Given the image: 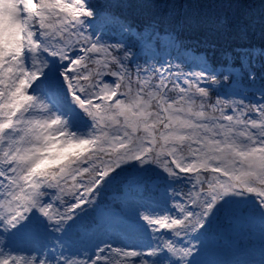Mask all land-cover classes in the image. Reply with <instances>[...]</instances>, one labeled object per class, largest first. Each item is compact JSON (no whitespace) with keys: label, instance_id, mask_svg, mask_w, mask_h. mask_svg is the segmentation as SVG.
<instances>
[{"label":"snow or ice","instance_id":"1","mask_svg":"<svg viewBox=\"0 0 264 264\" xmlns=\"http://www.w3.org/2000/svg\"><path fill=\"white\" fill-rule=\"evenodd\" d=\"M97 16L89 0H0V264H205L217 227L258 220L264 230V87L212 102L201 83L220 79L207 56L199 71L172 62L190 51L181 32L203 30L215 47L229 18H177L163 37L154 21L132 34L149 48L175 39L177 55L133 67L122 41L90 32ZM233 52L222 54L229 71L220 75L237 84L247 72L254 82L249 62L260 50ZM153 166L178 189L167 214L133 212L154 233L149 250L101 241L86 260L65 255L74 235L101 227L86 222L100 195L139 184ZM161 229L189 239L178 247L155 235ZM53 241L63 250L33 254ZM22 242L32 251H17Z\"/></svg>","mask_w":264,"mask_h":264},{"label":"rangeland","instance_id":"2","mask_svg":"<svg viewBox=\"0 0 264 264\" xmlns=\"http://www.w3.org/2000/svg\"><path fill=\"white\" fill-rule=\"evenodd\" d=\"M104 32L109 34V31L107 29H103ZM94 33V32H93ZM96 34V33H94ZM98 35L99 32H98ZM95 38V35H94ZM103 41L107 43H116L117 41H122L124 43L125 38H122L120 34H116V38H103ZM174 41V40H173ZM170 42V47L171 48L174 44V42ZM126 43V42H125ZM124 43V44H125ZM138 46V45H137ZM139 49V48H138ZM154 51H148V50H143L141 49L140 53H147V64H155L157 62V58L155 57L153 59L152 53L155 52V54L158 53L159 50L154 48ZM163 53L165 51L163 50ZM162 55V54H161ZM160 55V56H161ZM173 57H175L173 55ZM134 58V56H133ZM167 59V57H166ZM199 61L195 59L194 63L188 64L186 67H182L185 72L188 71H199V63H203V58L201 56L198 57ZM173 63H180V60H173ZM255 66H260L264 68V63H254L252 62ZM211 65V64H210ZM224 64L216 65L214 68L217 69V74L220 79V83L218 84H211L208 81H204L201 83L202 87L209 88L211 89L216 96H220L221 98L225 97L226 93H231L233 90H235L236 94L235 95H229L227 98L229 100L233 99H240L241 96H246L249 99L252 97L247 94L248 91L257 90L258 88H261L262 86L259 84V79L257 73L255 74V81H250L248 80V84H243V81L240 80L239 83L233 84L230 80L224 79L223 76L220 75V73H227L229 71L228 68L222 67ZM213 67V65H211ZM232 68H240V62L237 66H232ZM251 67V65H250ZM253 68V67H252ZM175 70V69H174ZM217 97L213 98L211 96L212 102H215ZM153 171L148 173V176L145 180L141 181L139 184H135L137 187V190L141 192H149V188H152L151 185L149 184L147 187V183L150 182L151 178V184L156 189L155 196L151 194H144V193H134V191H128L126 190V185L130 188H133V186H130L131 184H117L114 185L110 189H106L102 195L99 197V205L96 207L94 212H91L89 217L87 218V223H92L94 221H100L101 227L96 228L93 230H90L87 234L84 233H79L74 235L73 239L78 242L80 240L86 241L87 245L84 246L81 250H74L72 244L70 247H68L67 251L65 252V255H70L73 252L76 253L74 256L75 259L78 260H86L87 255L91 254L92 252L95 251V245L100 244L101 241L111 243L114 246H124V238H134V244L131 246H128L130 249L135 248L139 249L142 251H148L149 249L147 248V244L151 241L152 235L154 233L152 232V229L146 225V222L138 219L136 216L133 215V212L136 208H140L141 212L144 213L146 210L150 212L154 217L160 215V214H167L165 209H171L173 203H174V198L172 196V192L174 190L178 189V185L171 181V180H157L154 181V179H157L158 175L160 174V170L156 169L155 166H153ZM150 177V178H149ZM157 184V186H155ZM170 185V187H169ZM141 195V196H139ZM144 196L152 197L155 199V203L153 206H149L146 203H144ZM254 195V194H253ZM140 198L141 200H139ZM116 203V204H115ZM119 203V205H118ZM120 209H124V213L122 216H120L119 219H115L107 213L110 211H119ZM103 216V219L101 220V217ZM110 229L113 231L109 232ZM256 231V233L254 231ZM216 231V230H215ZM217 231L219 232V235L216 236V234L213 236L211 243L207 246L206 250L203 252L202 256L200 259L205 262V264H235L237 262L246 260V259H240L241 257V252L240 248L238 245V239L243 233L244 239L240 242L241 245L243 246H251L250 251H258L262 250L264 251V230H262L259 221H253V222H240L232 227H225L223 225L217 227ZM114 233H121V235H118V238H116L115 241L110 242L108 239H105L104 236H109V234H114ZM163 234H166V237L168 239H173L177 246H182L185 245L188 241V237H173L171 236L170 232L168 230H165ZM59 235V234H57ZM155 235H158V233H155ZM237 240H236V237ZM256 235V236H255ZM227 236L228 241H227V246L224 244L226 241ZM182 239V242L178 241ZM217 238V241L219 245H217V241L215 240ZM0 239H4L0 237ZM192 243H195L197 245V248H199V243L195 240L192 241ZM52 244H56V247L53 248ZM3 245L0 244V247ZM217 246H219V252L226 251L227 258H231L233 260H238L237 262H229V263H224L223 261L219 262H211L214 258V254L219 255L216 250ZM16 247L17 251H20L21 254H26V252H31L32 247L31 245H28L26 243H21ZM228 247V249H227ZM36 251L33 252L34 255H40L41 258H45V256H51L53 252H59L62 251L59 247V242L58 241H53L52 243L49 244V247L47 249H44L40 247L39 245H35ZM243 249V247H242ZM7 250V249H6ZM260 252V251H259ZM257 252V253H259ZM250 254L251 256H254L257 254ZM251 256H244L246 257H251ZM264 264V263H263Z\"/></svg>","mask_w":264,"mask_h":264},{"label":"trees","instance_id":"3","mask_svg":"<svg viewBox=\"0 0 264 264\" xmlns=\"http://www.w3.org/2000/svg\"><path fill=\"white\" fill-rule=\"evenodd\" d=\"M89 4L98 13L90 32L98 31L103 38H114L113 35L120 34L125 38V45L132 53L140 44V40L133 32H140L149 27L154 21H162L161 36H165L170 22L177 18L193 17L212 21L227 16L229 25L217 37H214L215 47H207L202 42L203 30H185L180 33L179 39L191 52L207 56L211 63L227 64L222 54L233 52L234 49H258L260 53L254 59L250 58L252 71L258 75L259 84L264 87V68L255 66L254 63H264V0H89ZM130 27L131 32L123 31ZM111 30L110 36L99 31L101 29ZM163 40L156 42L153 46L162 50ZM138 45V46H137ZM155 57V53H152ZM234 60L232 66L240 62L239 56L233 52ZM133 67L136 64L147 65V54L135 55ZM182 67L187 60L181 58ZM247 72L243 76V84H248ZM213 98L216 94L210 90Z\"/></svg>","mask_w":264,"mask_h":264}]
</instances>
